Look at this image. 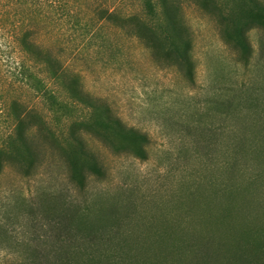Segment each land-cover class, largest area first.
I'll list each match as a JSON object with an SVG mask.
<instances>
[{"label": "rangeland", "instance_id": "374dc122", "mask_svg": "<svg viewBox=\"0 0 264 264\" xmlns=\"http://www.w3.org/2000/svg\"><path fill=\"white\" fill-rule=\"evenodd\" d=\"M79 1L77 15L91 17L100 4L145 15L143 0ZM179 2L193 39L192 78L174 53L166 54L165 49H174L173 37L159 22L153 27L164 52L115 21L98 22L85 37L73 28L76 18H50L39 25L38 39L81 75L84 88L148 135L147 157L136 155L99 114L80 106L59 109L66 118H53L57 131L86 117L108 137L84 133L102 172L90 169V161L86 185H79L65 157L75 163V172L88 161L67 133H58L57 145L39 137L46 150L32 172L7 164L0 179V264H86L87 224L101 239L115 233L117 241L127 238L134 264H155L159 247H154L168 251L188 231L226 230L223 189L232 183L237 156L241 168L262 175L258 189L246 184L247 200L264 204V10L252 0ZM240 29L249 41L248 53L236 44ZM21 91L48 115L45 100L30 88ZM237 175L240 182L249 179ZM259 218L264 221L262 214ZM160 232L172 238L155 245ZM117 241L100 247L114 249Z\"/></svg>", "mask_w": 264, "mask_h": 264}, {"label": "trees", "instance_id": "16d2710c", "mask_svg": "<svg viewBox=\"0 0 264 264\" xmlns=\"http://www.w3.org/2000/svg\"><path fill=\"white\" fill-rule=\"evenodd\" d=\"M143 2L144 16L123 14L118 12L116 7L111 9L100 4L96 6L94 15L89 17L87 14L77 15L75 9L76 5L80 4L79 0H0V179L7 164L17 165L27 173L39 167L43 162V148L46 150L39 137L51 139L53 144L57 145L58 133L61 135L67 133L79 145L82 155L88 161L75 172V163L69 157H65L71 176L78 180L81 187L86 185L90 161V169L93 168L95 173L102 172L96 154L86 143L84 133L94 132L105 139L108 137L86 117L71 122L68 128H64L66 126L64 125L57 131L52 121L57 117L62 120L66 118L64 112L59 114L62 107L80 106L88 112L99 114L108 128L116 131L134 148L136 155L147 157L148 135L129 126L113 111L107 101L86 90L81 75L71 72L62 57L38 39L39 25L45 24L47 19L62 22L76 18L72 22L73 28L80 31L82 37L88 36L98 22L115 21L122 24V27L129 25L147 43H154L156 48H161L162 40L153 27L159 22L160 26L166 25L173 37L174 49H165L166 54L174 53L180 60L179 63L185 67L188 76L192 78L195 70L193 39L179 0ZM252 2L264 10V4L258 0ZM79 7L82 8V5ZM90 19L94 20L95 24L88 23ZM236 40V44L244 53L250 51L251 47L244 29L237 31ZM25 88H30L36 98L40 97L47 102L50 111L47 116L31 106L28 101L31 97L27 93L24 91L17 93L18 90ZM12 92L14 94H11ZM55 104L58 105L57 109L53 106ZM62 149L66 153L63 147ZM238 160V156L234 158L236 164L231 177L232 183H228L223 189V194L228 199L222 205L221 218H225L223 223L228 226L226 230L219 228L220 232L197 233L188 231L181 235V244L171 243L172 247H169L171 259L166 256L169 250H163L162 246L154 247V249L159 247L157 254L160 253L156 254L155 259L158 262L155 264H167L168 261L171 264H264V221L261 222L259 218L261 214L264 218V204L255 203V200L251 203L244 193L247 190L245 188L247 183L249 187L258 189L257 181L262 175L252 174L251 171H246L247 168H241ZM237 173L241 181L249 179L240 182ZM260 186L259 183L258 187ZM234 218L235 223L232 221ZM215 224L220 226L218 221ZM86 227L90 229L86 236L91 243V251L90 249L84 251L86 264H104L105 261V264H134L132 261L135 255L128 252L131 245L127 238L121 237L122 239L117 241L115 237L119 234L115 233L113 234L115 236L110 235L101 239V234L95 230L94 225L87 224ZM238 228H241V231ZM170 238L172 234L169 235L167 232L155 234V245H161ZM115 241L118 244L116 243L114 249L100 247L103 243L113 246ZM119 243L123 244L118 246ZM143 250H148V247L144 246ZM102 254H105L104 260L100 259ZM162 256L166 257L164 262L160 260ZM145 264L154 263L147 260Z\"/></svg>", "mask_w": 264, "mask_h": 264}]
</instances>
